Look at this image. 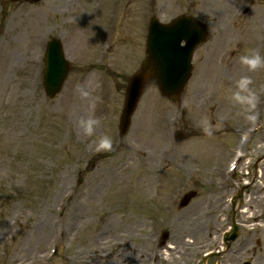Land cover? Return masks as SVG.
<instances>
[{
    "label": "rangeland",
    "instance_id": "1",
    "mask_svg": "<svg viewBox=\"0 0 264 264\" xmlns=\"http://www.w3.org/2000/svg\"><path fill=\"white\" fill-rule=\"evenodd\" d=\"M154 15L163 23L188 15L211 37L195 52L181 101L148 84L120 139L128 79L146 57ZM53 38L71 72L48 100L44 52ZM253 52L264 57V0H0V264H264V216L259 228L244 221L248 206L264 214V67L240 62ZM243 77L254 106L232 99ZM90 119L98 123L88 134ZM245 131L252 142L234 170ZM105 136L111 147L98 151ZM157 153L169 169L146 167ZM101 182V196L90 197ZM75 199L85 202L84 223L70 215ZM197 216L210 230L182 247L179 230ZM66 222L69 236L59 239ZM233 222L239 238L227 249Z\"/></svg>",
    "mask_w": 264,
    "mask_h": 264
},
{
    "label": "water",
    "instance_id": "2",
    "mask_svg": "<svg viewBox=\"0 0 264 264\" xmlns=\"http://www.w3.org/2000/svg\"><path fill=\"white\" fill-rule=\"evenodd\" d=\"M10 1L39 3L41 0ZM206 41L205 28L189 17H181L168 26L152 19L147 59L141 70L132 77L127 90L120 126L123 136L128 132L131 118L148 82L156 80L165 97L176 100L181 96L192 75L191 60L194 51ZM182 42L186 44L184 47L181 46ZM46 63V90L48 97L53 99L61 91L70 71L60 42L49 45ZM193 197L194 194L187 196L184 204L187 205ZM237 235L235 230L228 240H235Z\"/></svg>",
    "mask_w": 264,
    "mask_h": 264
},
{
    "label": "bare ground",
    "instance_id": "3",
    "mask_svg": "<svg viewBox=\"0 0 264 264\" xmlns=\"http://www.w3.org/2000/svg\"><path fill=\"white\" fill-rule=\"evenodd\" d=\"M75 45H76V48L78 51H84L87 48L86 37L84 36L83 38H80L78 41L75 42ZM253 119H255V118H253ZM256 122H257V120H253V124H256ZM245 149H246V147H244V146H242V147L240 146L237 149L238 153H236V155H237L236 159L241 158L242 155L245 154ZM126 151L128 152L129 150L126 149ZM169 151H170V149H166V152H169ZM155 156L151 155V156H149V159H146V161H145V163L147 164L146 167L149 170L153 169L154 171H156L158 168L159 169L160 168L169 169L168 166H170L171 163L169 162V159L167 158V156L159 157L158 153ZM168 163H169V165H168ZM119 170H123V168L120 167ZM119 170L115 169V173L118 172ZM144 181H145V178H144ZM104 187L105 186H104L103 182H101L99 184H95L90 189V192H91L90 197H93L96 195L95 199H98V197L101 196V192L103 191ZM84 205H85L84 201H80V200L75 199L70 206V208H71L70 215L73 216L75 219L82 220V223H84V219L81 215L87 217L83 212H81L82 206H84ZM73 211L77 212V214L72 213ZM250 215H252L253 217L252 216L250 217ZM262 216H264V214H262V211H257V210L255 211L253 208H251L249 206H248L247 210H244V217H245L244 221L247 224L250 223L251 220H252V222H258V224L256 225V228H259L261 226L262 221H260V219L262 218ZM206 223H207L206 217L197 216L194 218V220H192L191 223H189L187 228H183L184 231L179 230V233H181L180 236L185 238V239L181 240L182 241V243H181L182 247H190L189 246L190 239L193 238L194 236H196V237L202 236L203 237L206 234L207 230H210V229L206 228V226H205ZM65 226H63L62 230H60L61 235H60L59 239H63L65 237L64 240H66L67 237L69 236L68 232H67V228H69V226L67 225V222H66ZM106 234H108V233H105L103 231L99 233V235H106ZM44 239H47V238L45 237ZM98 242H100V241H97V243ZM191 247L193 248L194 244ZM148 260L150 262H152V259L150 257H148ZM110 264H117V263H115V261L114 262L111 261Z\"/></svg>",
    "mask_w": 264,
    "mask_h": 264
},
{
    "label": "clouds",
    "instance_id": "4",
    "mask_svg": "<svg viewBox=\"0 0 264 264\" xmlns=\"http://www.w3.org/2000/svg\"><path fill=\"white\" fill-rule=\"evenodd\" d=\"M240 62L243 65H246L249 70H256L260 67H264V57L259 53L253 52L249 55H243L240 57ZM250 80L247 77L241 78L236 82V91L232 93V99L239 103L240 105H249L254 106L255 96L249 90ZM96 120H89L85 125V130L88 134H91L93 131V125L97 124ZM203 131L207 135H212L211 129L208 126L207 120L202 121ZM111 139L107 136L103 137L99 143L97 150L109 149L111 147Z\"/></svg>",
    "mask_w": 264,
    "mask_h": 264
}]
</instances>
